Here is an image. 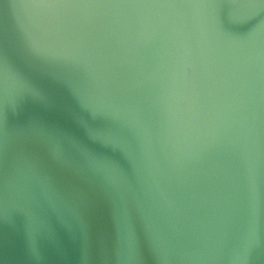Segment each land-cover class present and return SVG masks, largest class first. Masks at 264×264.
Returning a JSON list of instances; mask_svg holds the SVG:
<instances>
[{
  "label": "water",
  "instance_id": "water-1",
  "mask_svg": "<svg viewBox=\"0 0 264 264\" xmlns=\"http://www.w3.org/2000/svg\"><path fill=\"white\" fill-rule=\"evenodd\" d=\"M0 264H264V0H0Z\"/></svg>",
  "mask_w": 264,
  "mask_h": 264
}]
</instances>
